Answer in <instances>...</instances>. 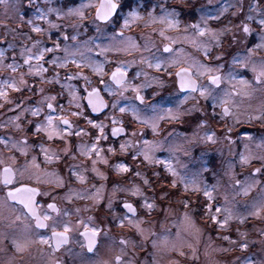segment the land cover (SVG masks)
I'll return each instance as SVG.
<instances>
[{
    "label": "clouds",
    "instance_id": "1",
    "mask_svg": "<svg viewBox=\"0 0 264 264\" xmlns=\"http://www.w3.org/2000/svg\"><path fill=\"white\" fill-rule=\"evenodd\" d=\"M0 264H264V0H0Z\"/></svg>",
    "mask_w": 264,
    "mask_h": 264
}]
</instances>
